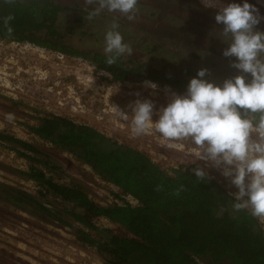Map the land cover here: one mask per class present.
<instances>
[{
    "label": "rangeland",
    "instance_id": "obj_1",
    "mask_svg": "<svg viewBox=\"0 0 264 264\" xmlns=\"http://www.w3.org/2000/svg\"><path fill=\"white\" fill-rule=\"evenodd\" d=\"M55 1L65 7L77 4V8L87 12L97 6L89 4L88 0ZM232 2L243 3V0H138L137 11L131 19L119 12L104 10L100 15L91 19L87 16L78 23L67 20V26H75L76 29L72 30V34L64 30L63 39L75 49L84 50L89 46L84 39L99 37L98 46L93 50L106 54L102 36L107 29H103L98 20L101 19L105 25L115 22L130 49V53L125 54L127 59L137 60L145 64V68L168 67L170 75L186 74L185 69L192 65L188 78L196 76L199 69L206 67V78L220 84L226 78L240 74L231 66L230 59L223 56V50L228 45L216 34L222 26L216 25L215 15L219 8ZM249 3L255 5L264 17V0H249ZM159 12L165 18L157 17ZM256 30L264 31V19L256 25ZM169 37L175 38L180 45L164 46L162 41ZM134 44L141 48H133ZM154 44L160 47L154 48ZM164 48L166 53L161 52ZM171 56L175 59H196L182 62L179 59L165 60ZM248 79H251L250 75ZM145 81L151 80L111 83L98 74L95 65L87 58L30 42L2 39L0 132L35 145L40 151L38 157L47 156L54 166L49 168L39 163V167L44 168L56 182L79 184L93 201L101 205L121 204L125 200L131 204L137 202L102 180L73 155L40 139L30 131V126L37 125L46 115L69 118L96 129L122 145L144 152L167 173L172 174L179 165L205 168L208 175L233 196L237 189L220 169L199 159L201 149L190 140L164 139L154 127L139 135L133 132L131 110L137 100L153 103V120H156L159 110L167 105L172 93H185L154 81L151 82L157 88L152 89L145 85ZM29 164L27 159L0 141V182L32 194L56 215L52 217L23 211L0 198V264H105L95 248L77 240L75 230L81 225L67 212L73 205L52 195H40V188L23 174L28 171ZM27 208L33 210L30 206ZM64 221L72 225H65ZM93 222L100 228L124 233L118 225L104 218H96ZM260 222L264 230V221Z\"/></svg>",
    "mask_w": 264,
    "mask_h": 264
},
{
    "label": "trees",
    "instance_id": "obj_2",
    "mask_svg": "<svg viewBox=\"0 0 264 264\" xmlns=\"http://www.w3.org/2000/svg\"><path fill=\"white\" fill-rule=\"evenodd\" d=\"M77 7V4L65 7L55 0H0V40L30 42L82 56L97 70L109 73L110 78H103L111 83L148 79L186 92L192 65L185 69L186 74L170 75L168 67L145 68V64L131 61L125 54L109 65L106 54L93 50L99 37L84 39L85 44L89 43L84 50L67 44L63 39L65 31L72 34L76 29L68 27L67 20L78 23L89 18V11ZM100 20L103 29H108L111 22L105 25ZM81 33L88 35L85 31ZM135 44L133 48H141ZM161 52L166 53V49ZM187 58L177 59L182 62ZM170 59L177 60L172 56L165 58ZM29 129L137 201V204L126 200L112 205L96 203L79 184L56 182L39 167V163L54 166L47 156L38 157L40 151L35 145L0 132V141L29 161L28 171L23 174L40 188L39 194L52 195L73 205L66 210L81 225L75 230L77 240L95 248L105 264H264V230L260 219L248 209L236 210L234 197L209 175L201 181L195 175L198 167L179 165L172 174L167 173L144 152L59 115H46ZM0 198L23 211L56 215L32 194L1 182ZM28 206L33 210H28ZM96 218L118 225L124 233L96 226L93 222Z\"/></svg>",
    "mask_w": 264,
    "mask_h": 264
},
{
    "label": "clouds",
    "instance_id": "obj_3",
    "mask_svg": "<svg viewBox=\"0 0 264 264\" xmlns=\"http://www.w3.org/2000/svg\"><path fill=\"white\" fill-rule=\"evenodd\" d=\"M88 2L97 5L89 13L90 19L104 10L131 19L138 4V0ZM262 19L249 0L219 8L215 23L222 27L216 34L228 45L222 54L240 74L218 84L206 78L207 68H201L183 95L171 94L158 119L153 120L150 100H137L131 114L137 135L154 127L164 139L190 140L201 149L199 159L220 169L237 189L232 194L234 208L248 209L253 217L264 221V31L256 30ZM8 31L11 33V28ZM104 43L109 65L130 53L115 22L106 30ZM145 85L157 88L151 81H145ZM195 175L204 181L208 173L205 168H197Z\"/></svg>",
    "mask_w": 264,
    "mask_h": 264
},
{
    "label": "flooded vegetation",
    "instance_id": "obj_4",
    "mask_svg": "<svg viewBox=\"0 0 264 264\" xmlns=\"http://www.w3.org/2000/svg\"><path fill=\"white\" fill-rule=\"evenodd\" d=\"M157 17H159L160 19L163 17V14H162V12H159L158 13V16ZM163 18H165V17H163ZM165 39V38H164ZM166 41H162V44L165 46V45H171L172 47H175V44H177V45H180L177 41H176V39L175 38H168V39H165ZM167 51V50H166ZM184 55H185V51L184 50H182L181 51ZM194 59H196V57H192V58H187V60H189V61H193ZM235 69V68H234Z\"/></svg>",
    "mask_w": 264,
    "mask_h": 264
},
{
    "label": "built area",
    "instance_id": "obj_5",
    "mask_svg": "<svg viewBox=\"0 0 264 264\" xmlns=\"http://www.w3.org/2000/svg\"><path fill=\"white\" fill-rule=\"evenodd\" d=\"M98 74L105 77V78H110L109 73H107L106 71L103 70H98ZM130 197V196H129ZM134 199V198H133ZM135 200V199H134ZM136 201V200H135ZM137 202V201H136Z\"/></svg>",
    "mask_w": 264,
    "mask_h": 264
},
{
    "label": "water",
    "instance_id": "obj_6",
    "mask_svg": "<svg viewBox=\"0 0 264 264\" xmlns=\"http://www.w3.org/2000/svg\"><path fill=\"white\" fill-rule=\"evenodd\" d=\"M1 20H2V18H1V16H0V23H1Z\"/></svg>",
    "mask_w": 264,
    "mask_h": 264
}]
</instances>
